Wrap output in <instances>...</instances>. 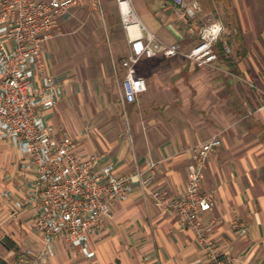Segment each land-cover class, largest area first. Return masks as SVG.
I'll list each match as a JSON object with an SVG mask.
<instances>
[{"label":"crops","instance_id":"obj_1","mask_svg":"<svg viewBox=\"0 0 264 264\" xmlns=\"http://www.w3.org/2000/svg\"><path fill=\"white\" fill-rule=\"evenodd\" d=\"M161 1L160 8L157 0L133 2L141 22L159 41L188 52L197 36L187 33L168 1ZM198 1L202 15L213 7V0ZM228 6L233 16L242 18L233 28L246 39L238 66L245 85L237 84L235 76L195 74L197 65L191 61L184 70L189 60L182 55L143 59L137 66L138 75L143 64L149 68L140 75L147 84L139 98L143 110L133 108L137 102L127 105L132 112L121 114L105 77L93 85L59 72L46 56L61 88L54 108L45 114L52 137L70 139L79 155H96L97 169L109 165L117 176L144 174L150 162H159L158 170L148 186L135 184L128 200L114 203L111 219L90 240L94 257L55 240L52 257L43 262L44 243L33 226L38 211L31 201L36 176L23 168L26 158L15 145L0 139L4 264H207L194 232L173 212L157 207L149 193L160 192L166 200L180 195L192 158L189 149L216 134L222 144L208 161L202 183L204 192L215 193L216 205L201 220H215L212 241L231 264H264V0H228ZM222 41L215 46L214 64L225 56ZM119 70L124 74L120 66ZM235 220L246 224L245 233L231 230ZM7 239L12 247H7Z\"/></svg>","mask_w":264,"mask_h":264},{"label":"built area","instance_id":"obj_2","mask_svg":"<svg viewBox=\"0 0 264 264\" xmlns=\"http://www.w3.org/2000/svg\"><path fill=\"white\" fill-rule=\"evenodd\" d=\"M102 1L0 0V139L15 145L21 157L26 158L23 168L36 176L31 201L37 204L38 211L33 226L44 243L40 254L43 262L52 257L55 240L79 249L87 258L94 257L90 240L111 219L114 203L128 200L135 184L148 186L158 170L159 162H150L144 174L129 176H117L109 165L97 169L96 155L82 157L70 139H54L46 124L45 114L54 108L61 88L50 73L43 44L73 9L87 4L102 12ZM113 1L129 49L120 63L124 77L118 100L123 107L137 103L147 91L144 78L137 72L143 59L182 55L199 67L211 66L217 60L215 46L222 40L224 26L218 20L202 22L198 0H166L187 33L198 38L186 53L177 44L159 41L147 29L134 0ZM134 28L138 30L135 36L131 32ZM222 48L226 55L231 54L227 42L222 41ZM221 144L216 134L189 149L192 158L180 195L166 200L160 192L149 193L157 207L173 212L194 232L207 264H231L212 241L215 220H201L216 205L215 193L204 192L202 183L208 161ZM230 228L247 231L246 224L237 220L231 222Z\"/></svg>","mask_w":264,"mask_h":264},{"label":"rangeland","instance_id":"obj_3","mask_svg":"<svg viewBox=\"0 0 264 264\" xmlns=\"http://www.w3.org/2000/svg\"><path fill=\"white\" fill-rule=\"evenodd\" d=\"M213 7L208 13L202 15V22L218 20L223 23L224 32L222 40L227 42L231 54L221 57L211 66H194L193 73H203L208 76H235L237 84L245 85L240 77L239 64L242 62V47L245 43V35L240 31L236 33L233 26L240 25L242 18L232 15L228 0H213ZM159 8L161 0H157ZM249 40V39H248ZM45 58L51 61L59 72L72 74L82 80H88L93 85L99 79L105 77L111 85L115 95V105L121 114L143 110L142 100L131 109L123 107L118 100L119 86L124 74L119 70L121 61L128 53L126 35L120 24L118 7L106 0L102 3V12L96 13L89 6H84L72 13L64 21H61L43 44ZM47 56V57H46ZM186 70L191 66L186 61ZM147 65V64H146ZM143 64L140 75L149 73L148 65ZM188 74H191L188 72ZM187 75V72L186 74ZM203 116H207L206 113ZM8 246V244H7Z\"/></svg>","mask_w":264,"mask_h":264},{"label":"water","instance_id":"obj_4","mask_svg":"<svg viewBox=\"0 0 264 264\" xmlns=\"http://www.w3.org/2000/svg\"><path fill=\"white\" fill-rule=\"evenodd\" d=\"M4 241H6L5 238H4ZM7 244L10 245L11 247L13 246V243H11V241H9V239H7ZM0 264H4V262L1 259H0Z\"/></svg>","mask_w":264,"mask_h":264},{"label":"bare ground","instance_id":"obj_5","mask_svg":"<svg viewBox=\"0 0 264 264\" xmlns=\"http://www.w3.org/2000/svg\"><path fill=\"white\" fill-rule=\"evenodd\" d=\"M137 31H138L137 28H134V29L131 30V32H132V34H133L134 36L137 34Z\"/></svg>","mask_w":264,"mask_h":264}]
</instances>
